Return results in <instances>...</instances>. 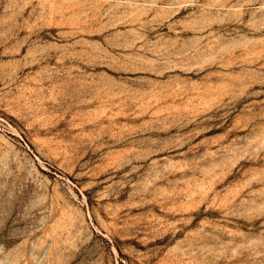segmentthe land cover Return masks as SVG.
Segmentation results:
<instances>
[{"label": "rangeland", "instance_id": "rangeland-1", "mask_svg": "<svg viewBox=\"0 0 264 264\" xmlns=\"http://www.w3.org/2000/svg\"><path fill=\"white\" fill-rule=\"evenodd\" d=\"M0 264H264V0H0Z\"/></svg>", "mask_w": 264, "mask_h": 264}]
</instances>
